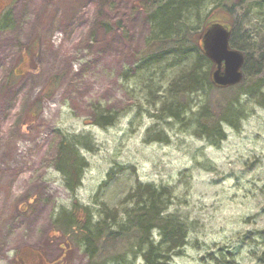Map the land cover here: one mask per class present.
Here are the masks:
<instances>
[{
	"label": "rangeland",
	"instance_id": "374dc122",
	"mask_svg": "<svg viewBox=\"0 0 264 264\" xmlns=\"http://www.w3.org/2000/svg\"><path fill=\"white\" fill-rule=\"evenodd\" d=\"M131 4L0 0V264H89L80 237L67 240L56 219L75 207L81 224L94 223L101 205L122 210L136 183L174 191L168 212L189 233L172 264H264V109L249 106L239 130L223 127L218 148L161 118V96L182 67L153 68V84L163 71L166 80L153 97L144 89L135 70L149 25ZM103 109L111 126L93 124ZM75 138L89 151L70 193L54 161L61 141Z\"/></svg>",
	"mask_w": 264,
	"mask_h": 264
},
{
	"label": "trees",
	"instance_id": "16d2710c",
	"mask_svg": "<svg viewBox=\"0 0 264 264\" xmlns=\"http://www.w3.org/2000/svg\"><path fill=\"white\" fill-rule=\"evenodd\" d=\"M208 2L215 8L203 16ZM131 6L130 11L145 14L149 25L135 70L145 77L144 89L153 97V88L166 80L164 71L182 67L161 96V118L218 148L226 139L223 127L239 130L249 106L264 109V0H132ZM192 19L197 24L192 25ZM223 19L231 27L230 46L244 55V66L239 85L218 90L210 81L213 65L199 50L198 38L205 25ZM238 20L242 23L240 37ZM115 26L120 30L121 23ZM102 29L109 31L107 26ZM162 65L160 83L153 84V68ZM194 98L200 99L195 111ZM105 110L96 112L94 125L113 124V113ZM80 151H89L80 139H63L54 161L70 193L79 188L86 168ZM113 176V170L109 171L103 186ZM174 197L169 187L136 183L120 203L122 210L101 205L94 223L81 224L74 207L61 213L55 224L61 225L67 240L80 237L89 264H135L138 259L143 264H172L186 246L189 233L188 225L168 212Z\"/></svg>",
	"mask_w": 264,
	"mask_h": 264
},
{
	"label": "water",
	"instance_id": "95a60500",
	"mask_svg": "<svg viewBox=\"0 0 264 264\" xmlns=\"http://www.w3.org/2000/svg\"><path fill=\"white\" fill-rule=\"evenodd\" d=\"M230 34V26L209 22L198 38L199 50L213 64L210 81L217 89L236 86L243 78L244 56L230 48Z\"/></svg>",
	"mask_w": 264,
	"mask_h": 264
}]
</instances>
